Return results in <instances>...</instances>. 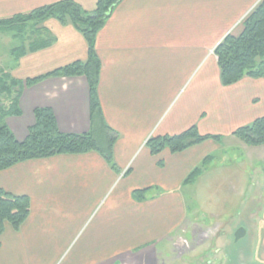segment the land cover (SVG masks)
<instances>
[{
    "label": "crops",
    "instance_id": "crops-1",
    "mask_svg": "<svg viewBox=\"0 0 264 264\" xmlns=\"http://www.w3.org/2000/svg\"><path fill=\"white\" fill-rule=\"evenodd\" d=\"M59 1L0 0V19ZM75 1L88 11L97 3ZM261 1L121 0L113 7L97 35L96 52L102 64L98 85L102 113L118 133L116 168L92 151L31 159L0 171V188L31 200L21 227L7 224L0 234V264H57L83 230L63 264H161L179 252L176 245L184 231L178 230L186 221L180 190L197 186L205 172L211 179L217 159L212 153L226 140L243 145L234 132L264 117V78L246 76L224 86L215 54L220 41ZM39 27L42 38L49 33L54 41L19 59L20 70L29 67L34 74L15 77H39L88 59L87 41L71 23L49 18ZM19 108L21 115L9 116L6 122L20 141L35 125L38 108L52 109L63 133L92 130L90 86L84 75L24 85ZM194 125L200 135L221 140L208 139L177 153L165 149L158 155L146 146L151 137L179 135ZM263 146L246 144L240 154L241 171L246 167L247 173L253 171V190L250 181L240 187L243 201L233 220L248 218L253 210L248 207L250 198L251 204L261 199L264 205ZM210 155L202 173L187 181ZM249 157L256 158L251 170L244 166ZM122 175L128 181L115 188ZM139 189H150L143 201L134 198ZM199 193L197 187L192 194L198 198ZM221 213L211 214L219 219ZM245 223L235 231L240 227L250 231ZM253 226L257 254L264 263V206Z\"/></svg>",
    "mask_w": 264,
    "mask_h": 264
},
{
    "label": "trees",
    "instance_id": "trees-1",
    "mask_svg": "<svg viewBox=\"0 0 264 264\" xmlns=\"http://www.w3.org/2000/svg\"><path fill=\"white\" fill-rule=\"evenodd\" d=\"M121 0H97L96 7L88 11L75 0H62L57 3L36 8L28 13L16 14L0 19V30L15 32L14 38L21 45L12 49V54L19 61L28 52H34L51 45L54 37L49 33L42 38L40 23L55 18L61 23H71L86 39L88 59L76 61L58 68L48 74L21 80L7 72L0 74V171L15 164L31 159L48 158L59 154H85L98 152L114 169V145L118 133L105 122L98 96L101 61L96 52V39L99 31L110 17L113 7ZM27 24L36 25L35 35L29 44L26 42L24 29ZM40 37H39V36ZM28 45V46H27ZM220 68L221 82L229 86L240 82L244 77L264 78V0L246 17L244 28L239 35L227 34L215 48ZM87 77L91 94L92 130L83 134L63 133L50 108L35 110L36 123L29 129L24 141L17 139L8 126L6 118L21 115L19 99L24 85L33 86L48 77ZM15 94L9 107L2 104L5 97ZM102 138L96 137V132ZM234 134L251 146L264 145V117L249 125L238 128ZM99 139H103L101 142ZM208 139L221 140L220 136H202L196 125L175 136H154L148 139L146 146L153 155L165 149L172 153L182 152ZM212 160L206 157L201 166L196 167L188 176L192 181L203 171V166ZM150 189L135 190L133 195L143 201ZM31 211V200L27 195H14L0 188V234L6 223L18 230L27 220Z\"/></svg>",
    "mask_w": 264,
    "mask_h": 264
},
{
    "label": "rangeland",
    "instance_id": "rangeland-1",
    "mask_svg": "<svg viewBox=\"0 0 264 264\" xmlns=\"http://www.w3.org/2000/svg\"><path fill=\"white\" fill-rule=\"evenodd\" d=\"M251 12L241 20L239 26L237 25L238 27L233 31V34L239 35L242 32L244 21ZM26 26L27 28L24 29V33L26 42L29 44L37 28L36 25L32 24H27ZM14 35L15 32L13 31L0 30V74L7 72L12 76L14 74L22 77L30 76L34 72L33 69L25 67L20 70L18 61L12 54V49L21 45V41L15 39ZM16 68L18 69L17 73ZM14 97L15 94L12 93L10 97L3 98L2 104L9 107ZM95 135L102 138L101 135L103 134L98 132L97 129ZM102 140L99 139L100 142ZM245 145V143L242 145L239 142L226 140L220 150L212 153L217 156V159L212 164L213 173H211V179H209V172H205L204 177L199 179L197 186H186L180 190L183 195L184 218L186 221H184L178 231H184L185 235H182L183 238H180L181 242L176 245L179 247V252L169 255L168 261H160L161 264L164 262L166 264H239L243 261H246L248 264H264L259 259V254H257V231H255L253 226L256 217L260 216L262 212L263 201L258 199L257 202L253 201L251 204L252 199L250 198L248 207L253 210L248 213V218L244 216L245 219L233 220V215L240 209L243 201L244 194L242 195L240 187L247 185L250 181L253 172L251 170L253 168L252 165L256 159L255 157H249V162L246 161L244 163V166L246 167L247 165L251 170H249V173H247V167L241 171L240 154L244 152ZM249 148L251 150L255 149ZM222 158L224 159V163H222ZM222 165L229 167L226 168V166ZM234 175H237L242 181L239 183L237 181L239 178H235ZM125 181L128 180H123L122 175L120 182L115 185V188L121 187ZM249 183V190L251 192L253 190V183L251 181ZM197 187L200 190L198 198L192 194ZM216 211L222 212L219 219H216L211 214L216 213ZM241 222H246L245 224L250 227V231L247 232L245 237L236 241L235 230ZM187 231H190L192 236H187ZM83 232L84 230L78 233L70 248L63 252L57 264L65 263L67 254L79 243ZM165 245H167L166 242L160 243L159 247Z\"/></svg>",
    "mask_w": 264,
    "mask_h": 264
},
{
    "label": "water",
    "instance_id": "water-1",
    "mask_svg": "<svg viewBox=\"0 0 264 264\" xmlns=\"http://www.w3.org/2000/svg\"><path fill=\"white\" fill-rule=\"evenodd\" d=\"M247 234V231L244 227H240L236 232H235V240L239 241L242 237H245ZM239 264H248L247 262H241Z\"/></svg>",
    "mask_w": 264,
    "mask_h": 264
}]
</instances>
